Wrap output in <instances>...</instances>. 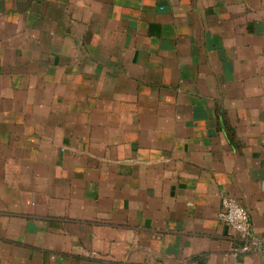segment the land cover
<instances>
[{
    "label": "crops",
    "instance_id": "crops-1",
    "mask_svg": "<svg viewBox=\"0 0 264 264\" xmlns=\"http://www.w3.org/2000/svg\"><path fill=\"white\" fill-rule=\"evenodd\" d=\"M0 264H264V0H0Z\"/></svg>",
    "mask_w": 264,
    "mask_h": 264
},
{
    "label": "built area",
    "instance_id": "built-area-1",
    "mask_svg": "<svg viewBox=\"0 0 264 264\" xmlns=\"http://www.w3.org/2000/svg\"><path fill=\"white\" fill-rule=\"evenodd\" d=\"M220 205L219 219L230 227L239 242V246L233 249L232 254L249 253L256 244V240L252 235L247 209L229 195L221 196Z\"/></svg>",
    "mask_w": 264,
    "mask_h": 264
}]
</instances>
